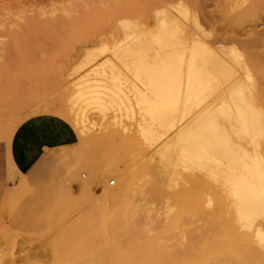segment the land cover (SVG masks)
Returning a JSON list of instances; mask_svg holds the SVG:
<instances>
[{
    "label": "bare ground",
    "instance_id": "obj_1",
    "mask_svg": "<svg viewBox=\"0 0 264 264\" xmlns=\"http://www.w3.org/2000/svg\"><path fill=\"white\" fill-rule=\"evenodd\" d=\"M190 22L206 32L181 0H0V83L64 84L66 126L3 133L24 136L11 196L65 253L53 264H264V107L243 54ZM51 134L70 148L57 162L38 152ZM48 177L68 205L47 202Z\"/></svg>",
    "mask_w": 264,
    "mask_h": 264
},
{
    "label": "rangeland",
    "instance_id": "obj_2",
    "mask_svg": "<svg viewBox=\"0 0 264 264\" xmlns=\"http://www.w3.org/2000/svg\"><path fill=\"white\" fill-rule=\"evenodd\" d=\"M181 1L191 8L198 22L206 29V32H200L194 22H190L189 28L195 36L214 46L225 47L220 51L235 47L243 54L255 79L258 101L264 107V33H261L264 31V5L251 3L242 15L231 13L230 16H222L221 11H229L237 0ZM210 11H213L212 14ZM214 13L217 14L216 17ZM63 87L64 84L43 80L0 83V264H53L56 258L65 255L54 250L49 245L48 238L38 237L21 228L28 219L24 213L16 215L18 206H15L19 204L20 208H26L23 205L24 188L20 187L22 196L19 203L11 195L15 191L17 174L20 173L21 178L24 175V159L22 152L20 153L23 150L21 139L24 140V136L21 135L18 143L14 139L18 136L9 137L3 134L7 128H24L28 122H39L46 127L66 126V121L54 120L63 113L67 104L62 93ZM94 135L99 142L101 135L98 132H94ZM262 150L264 151V139ZM38 152L41 156L51 155L53 162H57L70 152V148L64 140L51 134L45 136L44 143L38 146ZM82 175L88 179L90 171L84 169ZM110 179L113 177L107 180ZM70 184L66 181L62 185L55 177H48L42 190L46 193L47 202L68 205L71 198ZM116 185L117 179L112 186ZM98 191L97 189L96 193ZM81 206H77L78 211L69 215L72 221L83 216L84 207Z\"/></svg>",
    "mask_w": 264,
    "mask_h": 264
}]
</instances>
